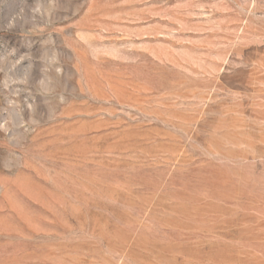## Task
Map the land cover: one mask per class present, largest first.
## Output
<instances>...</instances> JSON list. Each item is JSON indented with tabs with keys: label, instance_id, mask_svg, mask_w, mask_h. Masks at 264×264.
Returning a JSON list of instances; mask_svg holds the SVG:
<instances>
[{
	"label": "rangeland",
	"instance_id": "374dc122",
	"mask_svg": "<svg viewBox=\"0 0 264 264\" xmlns=\"http://www.w3.org/2000/svg\"><path fill=\"white\" fill-rule=\"evenodd\" d=\"M0 264H264V0H0Z\"/></svg>",
	"mask_w": 264,
	"mask_h": 264
},
{
	"label": "crops",
	"instance_id": "0c3cea01",
	"mask_svg": "<svg viewBox=\"0 0 264 264\" xmlns=\"http://www.w3.org/2000/svg\"><path fill=\"white\" fill-rule=\"evenodd\" d=\"M128 65L131 66V64H128ZM135 73H136V70H132L130 68L120 69V75L124 76V78L126 79L131 80V77L135 76Z\"/></svg>",
	"mask_w": 264,
	"mask_h": 264
}]
</instances>
